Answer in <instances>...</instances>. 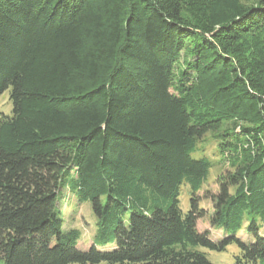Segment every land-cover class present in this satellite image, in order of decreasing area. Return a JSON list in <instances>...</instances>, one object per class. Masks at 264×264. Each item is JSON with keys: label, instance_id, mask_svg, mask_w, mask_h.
Segmentation results:
<instances>
[{"label": "trees", "instance_id": "16d2710c", "mask_svg": "<svg viewBox=\"0 0 264 264\" xmlns=\"http://www.w3.org/2000/svg\"><path fill=\"white\" fill-rule=\"evenodd\" d=\"M6 91L2 264H213L202 249L233 244L234 264H264V0H0ZM220 128L236 167L208 214L212 163L191 154ZM66 188L96 219L84 251L63 229ZM205 218L220 240L197 230Z\"/></svg>", "mask_w": 264, "mask_h": 264}, {"label": "rangeland", "instance_id": "374dc122", "mask_svg": "<svg viewBox=\"0 0 264 264\" xmlns=\"http://www.w3.org/2000/svg\"><path fill=\"white\" fill-rule=\"evenodd\" d=\"M182 1L184 3L191 2L195 9L200 5V0ZM240 2L246 7L254 4V0H240ZM188 8L190 7L188 6ZM193 11L194 9H192V12ZM194 12H196V10ZM184 17L186 21L195 23V13L191 16L189 14H184ZM8 95L9 93L6 91L0 96V115H9L11 112V104L9 102ZM224 127H227V125L223 126V128ZM223 128L205 134L198 143L195 151L191 154L193 157H200L201 155H204L208 157L212 163L206 182L199 193L201 199L199 206L205 209L208 214H211L212 212V203L209 199H206L205 196L215 194L218 190L216 181L217 178L226 172L233 171L236 167L229 164V161L223 159L218 152V144L220 142L219 135L221 131H223ZM189 198V188L187 186H183L179 196V206L183 213H186L189 210ZM58 209L63 219V229L65 231L77 230L79 232L76 248L83 251L90 248L95 234L96 222L90 203H77L72 194L66 188L60 192ZM246 226L247 222L245 221L243 229L237 234V237L245 242L251 239V237L248 236L244 230ZM197 230L201 233L208 231L210 238L213 241H218L223 237L222 231L211 228L207 218L197 221ZM98 249L103 250L101 247ZM202 251L206 254L207 259L213 264H234V257L238 254V249L234 244L228 246L223 252H212L205 249H202ZM0 264L2 263L0 262Z\"/></svg>", "mask_w": 264, "mask_h": 264}]
</instances>
